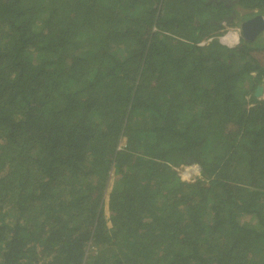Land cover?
I'll use <instances>...</instances> for the list:
<instances>
[{
  "label": "trees",
  "instance_id": "trees-1",
  "mask_svg": "<svg viewBox=\"0 0 264 264\" xmlns=\"http://www.w3.org/2000/svg\"><path fill=\"white\" fill-rule=\"evenodd\" d=\"M256 15L0 0V264H264V36L218 39Z\"/></svg>",
  "mask_w": 264,
  "mask_h": 264
},
{
  "label": "rangeland",
  "instance_id": "rangeland-1",
  "mask_svg": "<svg viewBox=\"0 0 264 264\" xmlns=\"http://www.w3.org/2000/svg\"><path fill=\"white\" fill-rule=\"evenodd\" d=\"M237 9V8H236ZM240 14H242V12H240ZM240 21H236L235 23H232L231 25L229 24H224L223 28L219 29L218 34V39L220 41V43L225 44L227 46L233 47L235 45H237L240 41ZM226 36H228V40L226 39ZM213 39V37L208 38V39H202V41L199 44H208L209 42H211ZM234 39V42H231V40ZM237 39H239V41H237ZM260 85L262 86L263 89V97H264V82L260 83ZM185 166L187 165H182L181 167L178 168L179 173L181 175V177H183L184 179L190 180L191 178H195L196 176L200 175V172L198 171L197 168H193L192 165L189 167H192L193 170H191L190 174H188L187 176L185 175L186 170L184 169ZM196 167V166H194Z\"/></svg>",
  "mask_w": 264,
  "mask_h": 264
},
{
  "label": "water",
  "instance_id": "water-1",
  "mask_svg": "<svg viewBox=\"0 0 264 264\" xmlns=\"http://www.w3.org/2000/svg\"><path fill=\"white\" fill-rule=\"evenodd\" d=\"M259 24V25H258ZM255 27L256 30L258 29H264V17L262 15H256L250 20L245 21L243 24H241V31L243 32L244 38H249L250 34L248 33V28L249 27ZM258 95L262 96L263 95V89L262 86L260 85L258 88Z\"/></svg>",
  "mask_w": 264,
  "mask_h": 264
},
{
  "label": "flooded vegetation",
  "instance_id": "flooded-vegetation-1",
  "mask_svg": "<svg viewBox=\"0 0 264 264\" xmlns=\"http://www.w3.org/2000/svg\"><path fill=\"white\" fill-rule=\"evenodd\" d=\"M237 9H239V7H236ZM236 10V9H235ZM235 10L233 11L234 13H235V15H231V16H225V18L224 19H229V20H235L237 17H236V14H238V13H236L235 12ZM253 17H255V16H251V17H245V18H243L242 20L240 19V26H241V24H243L245 21H247V20H250V19H252ZM259 25V24H258ZM261 30L262 29H258V30H256L255 29V27H253V26H251V27H249L248 28V33L250 34L249 36V38H246V39H249V40H256L255 38H258L260 35H263L264 36V34H262L263 33V31L261 32ZM259 32H261V33H259ZM239 34H240V40H241V38L243 37L244 38V36H243V32L241 31V29H240V32H239ZM245 39V38H244ZM239 41V40H238ZM240 42V41H239ZM239 42H237V43H239Z\"/></svg>",
  "mask_w": 264,
  "mask_h": 264
},
{
  "label": "built area",
  "instance_id": "built-area-1",
  "mask_svg": "<svg viewBox=\"0 0 264 264\" xmlns=\"http://www.w3.org/2000/svg\"><path fill=\"white\" fill-rule=\"evenodd\" d=\"M194 166H196V165H194ZM194 166H193V168H197V169H198V171H199V167H198V166L194 167ZM188 167H189V166H185V168H184V169L187 171V168H188ZM193 168L191 167V170H193ZM191 170H190V172H191ZM199 172H200V171H199Z\"/></svg>",
  "mask_w": 264,
  "mask_h": 264
},
{
  "label": "bare ground",
  "instance_id": "bare-ground-1",
  "mask_svg": "<svg viewBox=\"0 0 264 264\" xmlns=\"http://www.w3.org/2000/svg\"><path fill=\"white\" fill-rule=\"evenodd\" d=\"M190 170H191V167H188L187 168V171L185 172V175L187 176L188 174H190Z\"/></svg>",
  "mask_w": 264,
  "mask_h": 264
},
{
  "label": "crops",
  "instance_id": "crops-1",
  "mask_svg": "<svg viewBox=\"0 0 264 264\" xmlns=\"http://www.w3.org/2000/svg\"><path fill=\"white\" fill-rule=\"evenodd\" d=\"M226 39L228 40V36H226ZM239 39H237V41H238ZM235 40L234 39H232L231 40V42H234ZM235 43V42H234Z\"/></svg>",
  "mask_w": 264,
  "mask_h": 264
}]
</instances>
